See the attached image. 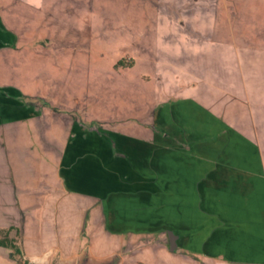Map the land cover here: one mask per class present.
Listing matches in <instances>:
<instances>
[{
  "label": "rangeland",
  "instance_id": "rangeland-1",
  "mask_svg": "<svg viewBox=\"0 0 264 264\" xmlns=\"http://www.w3.org/2000/svg\"><path fill=\"white\" fill-rule=\"evenodd\" d=\"M197 1L0 0V118L4 105L10 109L16 100L27 103L35 115L25 125L36 138L31 145L36 165L25 183L28 192L19 183L21 189L11 194L15 196L0 198V224H15L19 232L11 235L28 264L34 259L29 261L25 254L42 255L47 249L52 255L72 250L107 257L103 264H264V217L258 210L264 191L257 183L235 174L226 179L205 174L195 180V190L209 196L222 186L227 201L233 199L228 205L239 212L234 223H244L240 261L206 260L179 248L169 251L159 241V230L134 228L139 226L141 182L130 167L113 164L138 144L144 148L150 143L148 153L156 156L154 147L166 143L154 139L157 127L174 119V110L187 113L186 107L173 108L170 101L192 94L194 85L202 84L200 70L209 60L208 46L218 42L264 48V0H215L213 34L206 36L183 16ZM10 111L13 117L14 109ZM155 113L162 115L158 125ZM8 114L7 121L12 118ZM78 129L86 132L82 137L87 144L79 163L70 167L73 176L78 169L82 178V185L74 188L61 180L56 148L61 141L76 140ZM48 131L57 142L47 138ZM231 154L236 157L234 150ZM149 180L142 185L166 188L177 182L187 189L182 180ZM142 196L145 203L165 202L164 197ZM108 200L116 202L112 209ZM167 200L162 219L181 223L184 216L190 218V207L179 206L181 214H171L170 197ZM152 213L148 209L146 216ZM11 252L0 246V264H20Z\"/></svg>",
  "mask_w": 264,
  "mask_h": 264
},
{
  "label": "crops",
  "instance_id": "crops-1",
  "mask_svg": "<svg viewBox=\"0 0 264 264\" xmlns=\"http://www.w3.org/2000/svg\"><path fill=\"white\" fill-rule=\"evenodd\" d=\"M214 1L198 0L192 9L183 10L186 23L194 24L191 27L205 36L213 34L212 19L217 11ZM196 22L204 23L206 28L202 29L201 25H195ZM217 43L213 48L207 47L210 57L201 65L202 84L194 85L192 94L177 96L170 101L173 108L186 107L187 113L180 115L181 110H174L172 112L174 119L168 121V124L157 127L158 131L154 139L166 143L154 147L156 156L152 158L150 151L148 153V147L152 146L150 143L145 144L144 148L142 144H138V148L132 149L124 159L114 158L113 164L122 168H125L124 165L130 167L129 172L133 174L135 180L141 182L137 191L140 197L136 204L138 212H141L137 214L139 226L134 227L136 230L161 231L159 241L165 247L168 246V236L165 238L164 236L171 231L175 236L174 250L179 248L193 256L199 254L201 259L222 258L240 261L239 253L242 248L238 247V241L244 223L242 225L238 222L234 223V220L238 219L236 215L239 212L234 205H228L231 200L227 201L228 196L223 193V187L219 184L220 192L212 193L213 196L207 195L204 190L199 193L193 184L201 176L205 177V174H211L214 179L216 176L226 179V175L230 177L235 174L242 179L252 180L257 183V188L264 191V153L259 156V151H264V48L234 47ZM28 107L27 103L16 100L10 105V109H14V118L9 107L5 105L3 107V117L0 118V198L15 196L11 194H16L17 188L21 189V187L28 192L25 183H29L32 179L36 161L32 155L31 145L36 138L31 135L32 132L25 123H29L35 113ZM6 113L12 117L8 121L4 116ZM155 115L158 125L162 115L159 116L158 113ZM51 133L48 131L45 134L48 139L54 140V137L50 138ZM83 133L86 132L78 129L79 137L76 140L72 142L65 140L64 143L61 141L59 148H56L59 154L57 165L62 169L61 180H65L66 184L74 188L82 185L80 183L82 178L77 175L78 169H75L76 175L73 176L71 173L74 171H70V167L76 166L83 157L81 150L87 144V139L82 137ZM158 134L164 136L159 137ZM233 150L236 152L235 158L231 154ZM244 151L250 152L247 155ZM55 168L57 169L56 166ZM148 175L153 176L160 183L182 180L186 182L187 189L177 182L166 188L162 184L160 186L157 184L154 188L146 187L142 183H148L151 179ZM19 183L23 185L20 187ZM142 195L149 200L164 197L165 202L151 200V203H147L146 200L145 203L140 199L143 198ZM214 196H219L220 201L215 200V202ZM168 197L171 199V214H179V206L190 207L187 215L190 218L184 216L181 223L162 219L160 215L163 213L162 206L168 204ZM260 199H263L262 195ZM231 203L233 204V199ZM115 204V201L107 202L109 209ZM260 204L257 209L264 217V201ZM261 207L263 209H260ZM148 209L153 211L150 217L146 216ZM217 212L220 214L218 219L215 217ZM223 216L226 217L223 218L224 220L232 217V221L229 223L221 221ZM7 225L3 227L0 224L2 226L0 228L12 227V235L19 232L15 224ZM250 226L252 227L253 224ZM47 251L49 249L43 251L42 255L30 253L25 256L27 259L29 257L34 259V261L29 259L34 264L84 262L103 264L107 258L84 255L72 250H66L65 253L56 252L53 255ZM132 263L135 262L129 264Z\"/></svg>",
  "mask_w": 264,
  "mask_h": 264
},
{
  "label": "trees",
  "instance_id": "trees-1",
  "mask_svg": "<svg viewBox=\"0 0 264 264\" xmlns=\"http://www.w3.org/2000/svg\"><path fill=\"white\" fill-rule=\"evenodd\" d=\"M12 230V227L0 228V246L10 248L12 250L10 257L18 259L20 264H28V261L23 258L18 241L11 235Z\"/></svg>",
  "mask_w": 264,
  "mask_h": 264
},
{
  "label": "water",
  "instance_id": "water-1",
  "mask_svg": "<svg viewBox=\"0 0 264 264\" xmlns=\"http://www.w3.org/2000/svg\"><path fill=\"white\" fill-rule=\"evenodd\" d=\"M175 236L172 234L171 231H168V247L170 251H173L175 248ZM81 264H89V263H81Z\"/></svg>",
  "mask_w": 264,
  "mask_h": 264
}]
</instances>
